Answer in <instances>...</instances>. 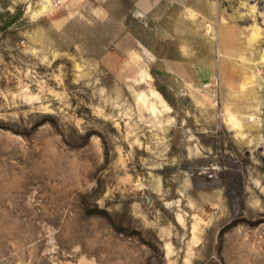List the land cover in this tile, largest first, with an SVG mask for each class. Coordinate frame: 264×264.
I'll return each mask as SVG.
<instances>
[{
	"label": "rangeland",
	"instance_id": "obj_1",
	"mask_svg": "<svg viewBox=\"0 0 264 264\" xmlns=\"http://www.w3.org/2000/svg\"><path fill=\"white\" fill-rule=\"evenodd\" d=\"M141 1L0 0V264H264V0Z\"/></svg>",
	"mask_w": 264,
	"mask_h": 264
},
{
	"label": "crops",
	"instance_id": "obj_2",
	"mask_svg": "<svg viewBox=\"0 0 264 264\" xmlns=\"http://www.w3.org/2000/svg\"><path fill=\"white\" fill-rule=\"evenodd\" d=\"M146 1L147 0L141 1V6H148V8H151V5L149 4L150 2L146 3ZM173 60L174 59H168V61H170V66L168 65L169 69L166 71L167 73L173 74L180 78L187 85V88L188 86L193 85V83H196L198 81V67H193L192 64L182 59H175L174 61Z\"/></svg>",
	"mask_w": 264,
	"mask_h": 264
},
{
	"label": "built area",
	"instance_id": "obj_3",
	"mask_svg": "<svg viewBox=\"0 0 264 264\" xmlns=\"http://www.w3.org/2000/svg\"><path fill=\"white\" fill-rule=\"evenodd\" d=\"M217 85H218V82L215 81V82H211V83L204 84V87L205 88L212 87L213 88V92H212L213 96H217V94H218Z\"/></svg>",
	"mask_w": 264,
	"mask_h": 264
},
{
	"label": "trees",
	"instance_id": "obj_4",
	"mask_svg": "<svg viewBox=\"0 0 264 264\" xmlns=\"http://www.w3.org/2000/svg\"><path fill=\"white\" fill-rule=\"evenodd\" d=\"M6 6V4H3ZM18 12L16 14L11 15L10 17V22H13L14 20H16L18 18V14L21 12V7H19V9L17 10Z\"/></svg>",
	"mask_w": 264,
	"mask_h": 264
}]
</instances>
